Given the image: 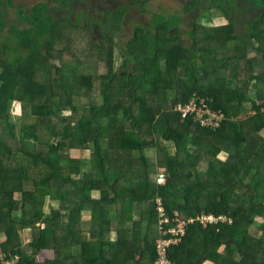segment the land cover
Segmentation results:
<instances>
[{
  "label": "trees",
  "instance_id": "trees-1",
  "mask_svg": "<svg viewBox=\"0 0 264 264\" xmlns=\"http://www.w3.org/2000/svg\"><path fill=\"white\" fill-rule=\"evenodd\" d=\"M75 1L55 0L67 3L71 12ZM150 1L115 0L121 7L98 22L100 40L92 45L95 64L104 61L102 75H84L86 63L76 54L75 68L61 65L50 86L48 69L62 17L51 13L48 2L26 9L0 0V246L19 257L16 264H125L121 252L129 259L134 253L127 251L123 235L94 245L117 214L121 228L130 222L137 230L132 239L144 242L139 251L145 264L158 258L161 226L174 227L175 217L187 226L182 241L167 248L172 264H264V237L257 251L247 233L254 218L264 224V0H243L249 16L239 36L233 2L193 0L188 13L216 8L226 23L205 27L193 21L191 45L185 47L179 42L182 17L153 13L149 24H137L124 44L118 28L124 29V3L143 9ZM5 7L15 9V19ZM72 25L83 28L79 21ZM247 47L263 63L262 71L254 69ZM115 49L124 59L123 72L115 71ZM76 97L88 102L78 104ZM16 101L30 103L19 125L10 121ZM190 104L196 110L184 117L179 107ZM158 137L173 143L176 153L160 147ZM82 151L88 153L85 159L75 155ZM148 151L154 152L150 159ZM220 154L230 162L222 163ZM87 159L93 167L81 172ZM159 167L166 168L163 183ZM68 183L77 205L60 230L50 225L61 215L64 190L59 187ZM238 184L247 185L245 193L239 194ZM120 203L125 204L112 208ZM86 207L91 214L88 242L82 239ZM198 215L217 221L206 226L189 222ZM26 228L34 231L23 245Z\"/></svg>",
  "mask_w": 264,
  "mask_h": 264
},
{
  "label": "rangeland",
  "instance_id": "rangeland-1",
  "mask_svg": "<svg viewBox=\"0 0 264 264\" xmlns=\"http://www.w3.org/2000/svg\"><path fill=\"white\" fill-rule=\"evenodd\" d=\"M4 1V0H3ZM62 2V0H60ZM210 1V0H208ZM230 3L234 4V6L237 8V23L235 27V34L236 35H242L244 33V23L248 21V12L245 10L244 5L249 6V4H246L247 1H245L243 5V0H227ZM40 2H48L49 3V8L53 9V15L56 17H62L61 21V27H60V32L61 36L58 39V43L56 47L54 48L53 51V60L50 61L49 69H48V75H47V82L48 85H52L54 83L53 77H55V73L57 71V68L61 67V65H67L68 69L73 70L75 68L74 65V57L76 54L79 56L78 59H82L86 63L85 69L82 70V73L84 75H92V76H100L102 73H104V61L103 60H98L99 63L95 64V58L97 57V54L95 52V48L93 47V44H97L100 38L98 39V22H103L104 21V16H112L114 13L113 9L116 7H119L120 4L115 5V0H109L107 3L108 5H105L103 0H83V2L87 3L85 5H81L76 2H81V0H76L74 2V9L71 12L69 9V6L67 3L63 5L62 3H57L55 0H13V4L15 6H23L26 9H29L33 4L35 3H40ZM193 0H151L148 5L145 6V8H141L140 6H130L128 5V2H125L124 4L127 5L125 7L128 11L127 14L125 15L123 19V24H124V29L122 28V25L120 24L119 31L123 32L124 38L123 42L126 44V42L129 40V38L132 37L133 35V30L134 27L137 24H149L151 20V16L153 13H163L165 15H177L182 17V22L179 27L180 31V43L184 44L185 47H189L191 45V40L189 37L188 32L193 28L192 22L195 21V23L202 25V24H207L208 27L211 26H216L219 27L220 25H224L226 21L223 18H220L222 16V12L219 9L216 8H210V7H203L201 10H203V14L199 15V12L197 13L196 11L194 13H188L187 11V4H192ZM89 6V7H88ZM84 7H87L88 9L91 7V10L87 12V14H84ZM121 7V6H120ZM259 8V11H261L262 8L259 6H256ZM124 10L125 8L122 7ZM243 8V9H242ZM7 10V15L10 19H15L16 13L14 8H9L5 7ZM198 10V8H196ZM258 10V9H257ZM68 12V13H67ZM74 12V13H73ZM202 12V11H201ZM252 12V11H250ZM106 13V14H105ZM196 13V14H195ZM64 18V19H63ZM211 18L212 22H208L207 19ZM196 19V20H195ZM13 21V20H9ZM79 21L80 24L83 26V28H78L76 26H73V22ZM87 22V23H86ZM205 26V25H202ZM85 27V29H84ZM87 27H91L93 31L86 30ZM97 27V29H96ZM103 27V26H102ZM207 27V26H205ZM9 28V23H6V28ZM64 30H63V29ZM66 29L70 30L65 31ZM173 32H177V30H173ZM115 35V34H113ZM115 42L119 43L118 39H115ZM112 42L107 45V47L112 46ZM232 41H227L226 45L227 47L232 46ZM47 47H50L48 44ZM67 48V51H66ZM47 48L43 49V55L46 57H49L46 51ZM84 53V56L82 57V54ZM115 64L114 68L116 72H121L122 71V65L124 64V59L122 58L120 52L118 49H115ZM246 55L251 56L253 59V66L254 69L258 72L263 70V63L261 60L256 59L255 55L251 52V49L248 48L246 49ZM61 59V60H60ZM91 62L89 65L88 63ZM40 69V68H39ZM123 72V71H122ZM132 72V71H131ZM81 75V69H79V72H77V76ZM46 82V83H47ZM99 82L96 85V88L99 87ZM1 87V84H0ZM253 96V94H250ZM170 97L175 98L176 94L173 93L170 95ZM121 99V97L119 98ZM74 102L78 104H85L88 102L87 99L84 97H76ZM30 109V103L24 102H14L13 103V108L12 112L10 113V121L16 124H21L23 122V117L21 116V113L23 111L27 112ZM246 112V111H245ZM247 118L251 116L252 121V115L249 112H246ZM69 112H67V115ZM243 116V117H244ZM242 117V118H243ZM157 144L162 147L166 148L169 154L173 155L176 153V147L174 146L173 143L165 141L163 138H157ZM152 151H148L146 153L147 159H150L153 156ZM76 156H80V158L85 159V157L88 156V153L86 154L84 151L82 153H76ZM220 160L222 163L227 164L230 162L228 157H224L223 155H219ZM92 162L87 159L83 167L87 168L91 165ZM154 166L157 165V161L153 163ZM155 168V167H154ZM160 173L159 176V182L163 183L165 181V171L166 168L164 167H159L157 170ZM196 173L200 172V170H196ZM210 177V176H208ZM211 178V177H210ZM193 179V178H191ZM242 185V186H241ZM182 186V185H181ZM178 186V190H181L180 187ZM239 187V194L245 193L247 190V185L246 184H238ZM162 211L163 209L160 208ZM223 220L226 218L223 217ZM196 220L200 221V223L204 226L207 225V223H215L217 221L216 218H214L212 215H206V216H196L195 219L190 218L189 222L193 223ZM172 222H178L177 227H180L184 230V224H185V230L184 234L186 232V226L187 222L185 223V219L181 217H175ZM263 219L259 218H254L253 222L248 226L247 228V233L249 234V237L254 240V244L256 246V250L258 251V240L262 239L264 237V224H262ZM43 228H45L44 225H42ZM34 231V228L28 229L26 228L22 232V243L23 245L27 244L30 241L31 237V231ZM175 229L172 227L171 231L172 233H175ZM4 239L3 236H0V242H2ZM182 241V237H179L177 239H174L173 242L170 244H178ZM159 245H158V251L160 249V245L168 244L166 241L163 240H158ZM45 254L48 256V251L45 252ZM52 256V255H51ZM262 258L261 252H258L256 254V260L259 262ZM37 260H42L41 256H36ZM162 262H166L165 259L161 260ZM155 263V262H154ZM152 263V264H154ZM102 264H107V263H102ZM167 264H170L169 260L167 259ZM177 264V263H175ZM206 264V262L204 263Z\"/></svg>",
  "mask_w": 264,
  "mask_h": 264
},
{
  "label": "crops",
  "instance_id": "crops-1",
  "mask_svg": "<svg viewBox=\"0 0 264 264\" xmlns=\"http://www.w3.org/2000/svg\"><path fill=\"white\" fill-rule=\"evenodd\" d=\"M247 48H249V47H247ZM248 58L253 62V59L251 58V56H248ZM256 59H258V58H256ZM84 169L85 168H82L81 172H83ZM73 188L74 187H72L69 183L65 187L62 186V185L59 187V190H61V191L64 190V197L60 200L61 215L58 216V217H54V219H53V221H52L50 226H53V225L59 226V229L61 230L62 227L67 223V221H68L67 214H68L69 210L74 208L77 205L76 204V199L74 198L75 195L72 196ZM55 194L57 195V191H55ZM124 204L125 203H120V205L113 206L112 208H116V207L118 208V207L123 206ZM90 216H91V214L87 210V207H86V209L82 210V222H83V227L82 228H83V231H84L82 233V239H83V241H87V242L90 239V233H91V231L89 229L90 228V224L88 223V219H89ZM104 228H105L104 236L101 238V239H103V241L100 239V241L97 242L94 245L101 246L100 243L101 242H105V241L114 242V241H116V239H118L119 235L121 234L124 237L123 238L124 245L126 244V245L129 246L127 251H130V252L134 253L133 254V258L129 259L128 256L124 255L121 252L122 260H126L125 264H131V263L135 264V262H140L141 264H145L143 262L146 261V256H144L142 258L141 252L139 251V249L143 250L144 242L141 241V240H135L134 241L132 239V236L137 233V230H136L135 227L134 228L132 227V224L130 222L125 221L124 222V229H122L121 226H120L119 217H118V214H117L116 216H114L112 218V221H111L110 225L109 226H105ZM83 235H84V237H83ZM130 243H132L134 245L133 248L130 246ZM108 249H109V251L111 253H119L118 251L106 246L105 250L108 251ZM115 264H120V263H115Z\"/></svg>",
  "mask_w": 264,
  "mask_h": 264
},
{
  "label": "built area",
  "instance_id": "built-area-1",
  "mask_svg": "<svg viewBox=\"0 0 264 264\" xmlns=\"http://www.w3.org/2000/svg\"><path fill=\"white\" fill-rule=\"evenodd\" d=\"M180 111L182 112L183 116L186 117L188 114L193 113L196 110V106L195 105H187L185 107H179ZM186 223V222H185ZM178 222L174 225V231L175 233H172L171 228L169 230H164L163 229V225L161 226V229L163 230V234L161 235L162 238L160 240L166 241V243L168 242V244H164V245H160V249L158 251V245L159 242L157 244V252H158V258L156 259L154 264H167V258H166V254H167V248H169L171 245V242H173L174 239H177L179 237H182L184 235V230H185V224H184V230L180 227H177ZM170 234L171 236L168 238H165L164 236ZM175 245V244H174ZM165 259L166 262H162L161 260ZM19 260L18 256H10L7 253H5L2 250V247L0 246V264H16ZM170 262V261H169ZM170 264H172L170 262Z\"/></svg>",
  "mask_w": 264,
  "mask_h": 264
},
{
  "label": "flooded vegetation",
  "instance_id": "flooded-vegetation-1",
  "mask_svg": "<svg viewBox=\"0 0 264 264\" xmlns=\"http://www.w3.org/2000/svg\"><path fill=\"white\" fill-rule=\"evenodd\" d=\"M82 1V0H81ZM104 1V3H105V5H108V1L109 0H103ZM123 1H125V0H123ZM85 4H87V3H84L83 1H82V3H81V5H85ZM89 7V6H88ZM84 13H86L87 14V12H89L90 10H91V7L88 9L87 7H84ZM51 13H53V9H51Z\"/></svg>",
  "mask_w": 264,
  "mask_h": 264
}]
</instances>
